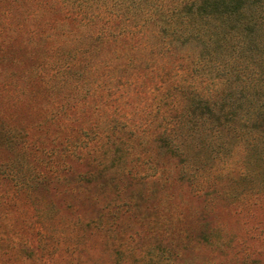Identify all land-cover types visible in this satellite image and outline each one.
Here are the masks:
<instances>
[{
	"label": "trees",
	"instance_id": "16d2710c",
	"mask_svg": "<svg viewBox=\"0 0 264 264\" xmlns=\"http://www.w3.org/2000/svg\"><path fill=\"white\" fill-rule=\"evenodd\" d=\"M0 228V264H264V0H0Z\"/></svg>",
	"mask_w": 264,
	"mask_h": 264
},
{
	"label": "rangeland",
	"instance_id": "374dc122",
	"mask_svg": "<svg viewBox=\"0 0 264 264\" xmlns=\"http://www.w3.org/2000/svg\"><path fill=\"white\" fill-rule=\"evenodd\" d=\"M223 221H224V226H226L225 238L228 244L230 245V249L227 250V252L218 253L220 254L219 256H221L220 258H222V256H225L226 254L228 256L227 258H229L232 255L231 253L233 252H237L238 254H243V255L245 254L246 256V253H248V251L246 250L247 247H251L252 245H254L255 240L250 239L249 235L245 231V210H244V215H242V217L238 218L234 216H226ZM207 228L209 231H211L212 229L216 228V223L213 224L212 222L208 224ZM0 231L2 234L4 232V234H6L9 238L12 235L9 230L3 231L0 228ZM253 234L255 235V233ZM8 237L7 238L2 237V238L5 241V240H9ZM36 239L37 238L35 237L33 240V244L35 246L34 252L24 253L23 251H21V248L23 246L19 244L16 250L9 251V253L5 251L7 252L5 254H3L2 252L1 254L5 256L1 257V260L3 261L4 264H42L44 261H49L50 262L49 264H52L54 256L51 255L50 253L49 254H44L45 252L41 253V250L36 248L38 247V242H39V239L37 240ZM3 245L5 249L6 244ZM90 256L93 257L92 258L93 260L98 261L100 264H147V262L142 261L144 260L142 259L143 255L140 256L139 252L134 257L135 260L134 258H129V260H126L125 263L123 262V260H125L123 256L120 255L118 256L117 259L116 257L112 258V256L108 255V252L104 249V247L103 248L99 247L98 251H96L94 255L91 254ZM65 264H70V263L67 260ZM78 264H87L85 258L82 259V261H79ZM159 264H167V263L166 260L163 259Z\"/></svg>",
	"mask_w": 264,
	"mask_h": 264
}]
</instances>
